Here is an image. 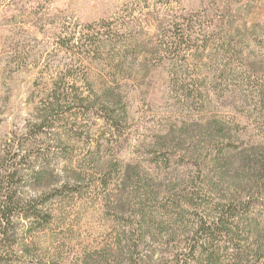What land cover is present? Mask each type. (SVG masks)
Instances as JSON below:
<instances>
[{
    "label": "trees",
    "instance_id": "trees-1",
    "mask_svg": "<svg viewBox=\"0 0 264 264\" xmlns=\"http://www.w3.org/2000/svg\"><path fill=\"white\" fill-rule=\"evenodd\" d=\"M154 2L153 7L147 6L151 19L167 16L163 9L179 4L171 14L172 25L165 29L158 27L154 41L124 37L122 34L135 29V25L133 19L125 20L123 16L114 19V37L107 34L111 23L100 20L72 25L64 38L57 40L63 51L61 59L54 62L51 72L38 71L34 80L37 99L50 100L46 112L26 126L34 130V139L44 136L55 144L70 136L74 124L81 123L78 118L70 122L62 116L59 109L66 101L124 100L121 82L130 77L126 62L136 55L154 57L158 66L183 62L167 82L175 98L184 100L191 111L204 113L210 100L209 87L218 83L224 72L227 75L239 72L241 86L230 90L231 93L246 101L247 113L255 109L264 114V61L250 62L244 56L249 43L264 51V35L259 36L256 29L243 23L232 25L207 7L188 10L182 0ZM224 24L225 35L236 41L232 45L225 37L220 55L224 66L215 74L203 67L210 66L217 54L211 51L204 54L207 46L200 37L222 33ZM110 45L114 48V64L108 65L114 69V95L106 93L107 89L95 90L88 68L83 69L86 63L101 61V53ZM99 107L108 116L104 119L107 122L111 109L106 105ZM123 113L124 110H118V117ZM233 121L211 116L191 122L184 120L176 129L165 128L155 145L167 152L175 148L177 166L157 167L160 170L155 172L114 163V168L103 172L98 181L90 180L88 171L72 160H65L68 169L65 173L61 168H49L47 159L38 155L32 156V166L24 172L19 164L26 139L9 138L5 152L8 159L0 166V259L9 249L14 252L13 246L20 245L21 258L26 257L22 263L38 264L39 260L29 250L36 233L51 229L63 204L91 196L111 227L110 238L94 251L84 252L81 264H115V261L148 264L146 241L174 240L176 232L174 228L156 230L152 224L165 218L174 221V209H178L176 215L181 213L194 220L189 230L180 234L183 243L171 250L170 264H264V139L239 130ZM116 122L119 118L114 116V125ZM190 131H196V135ZM48 150L44 153L47 157L48 153L56 157L55 150ZM47 172L51 179L43 181ZM166 173L171 175L169 180L162 178ZM17 179L36 181L42 193L25 197ZM160 199L169 200L172 205L154 206ZM17 223H26L25 237L16 239ZM93 252L94 256L90 254ZM223 254L225 260L220 259Z\"/></svg>",
    "mask_w": 264,
    "mask_h": 264
},
{
    "label": "rangeland",
    "instance_id": "rangeland-1",
    "mask_svg": "<svg viewBox=\"0 0 264 264\" xmlns=\"http://www.w3.org/2000/svg\"><path fill=\"white\" fill-rule=\"evenodd\" d=\"M143 2L149 3L145 5ZM181 4L188 10L207 7L212 9V13L223 15L232 25L243 23L247 28L256 29L259 36L264 35V0H182ZM148 5L153 7L154 0H0V166L8 159L5 152L9 138L17 137L26 139L19 164L24 172L32 166L33 155L44 156L49 168H61L65 173L68 172L65 160H72L88 171L92 181H98L103 172L114 168V163L131 164L158 172L159 168L177 166L175 148L167 152L155 145L165 128L176 129L184 120L191 122L211 116L227 122L234 119L239 130H247L254 138L264 139V114L255 109H249L247 113L246 101L238 100L230 91L241 86V73L227 75L224 72L218 83L209 87V105L204 113L199 114L187 108L184 100L175 98L168 87L167 79L183 66V62L158 66L156 58H144V55L132 56L126 62L130 77L121 82L120 89L126 96L124 100L66 101L59 109L62 116H66L70 122L75 118L81 121L73 125L70 136L55 144L44 136L33 138L34 130H28L26 126L44 114L50 102L37 99L34 80L38 71L51 72L54 62L61 59L63 51L57 40H62L72 25L100 20L111 23L107 34L114 37V19L119 20L123 16L125 20L133 19L135 25V29L122 34L124 37L135 36L154 41L158 27L165 29L172 25L171 14L179 4L164 8L163 14L167 16L161 14L153 19L148 15ZM226 28L224 24L222 33L209 38L200 37L207 46L204 54L210 51L217 54L210 66L205 64L203 67L215 74L224 66L220 55L225 37L228 38ZM228 39L232 45L236 41ZM247 46L244 49L247 60L264 61V51L254 48L251 43ZM101 59L86 63L83 69L86 71L88 68V76L93 78L95 90L103 92L102 89H107L106 93L114 95V69L108 66L114 64V48L111 45L103 50ZM247 103L251 104V101ZM102 105L112 111L107 122L104 119L108 116L99 110ZM118 110H124L121 118L118 117ZM114 116L119 118L115 125ZM190 134L196 135V131H190ZM48 148L57 152L56 157L44 154L49 152ZM49 173H46L43 181L51 179ZM112 177L114 181V175ZM162 178L169 180L171 175L166 173ZM16 182L25 197L42 193L41 188L37 187L40 185L32 179H17ZM97 204L91 200V196L84 201L63 204L57 215L59 218L56 217L51 229L36 233L35 243L29 247L31 256L39 260L38 264H81L84 252L94 251L101 242L110 238L111 227ZM155 205L169 207L172 204L169 200L160 199ZM177 211L174 209V221L165 218L152 224L156 230L174 228L176 232L174 240L146 241L144 252L148 264H170L171 250L183 243L180 234L189 230L194 219L183 217L181 213L176 215ZM17 226L16 239L25 237L26 223H17ZM55 230L61 233L57 234ZM13 248L14 252L9 249L6 255L3 254L0 264H23L22 258L26 257L21 258L23 252L20 245ZM90 254L94 256L95 252ZM224 257V254L220 255L221 260H225Z\"/></svg>",
    "mask_w": 264,
    "mask_h": 264
}]
</instances>
